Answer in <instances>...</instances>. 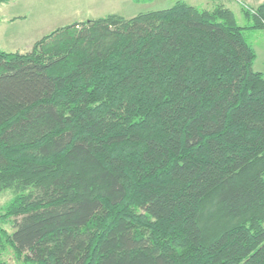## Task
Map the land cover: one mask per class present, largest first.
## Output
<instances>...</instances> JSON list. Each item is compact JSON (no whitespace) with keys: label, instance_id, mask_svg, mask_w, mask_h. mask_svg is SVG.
<instances>
[{"label":"trees","instance_id":"1","mask_svg":"<svg viewBox=\"0 0 264 264\" xmlns=\"http://www.w3.org/2000/svg\"><path fill=\"white\" fill-rule=\"evenodd\" d=\"M208 1L0 50V247L18 262L264 264V0L244 27Z\"/></svg>","mask_w":264,"mask_h":264},{"label":"rangeland","instance_id":"2","mask_svg":"<svg viewBox=\"0 0 264 264\" xmlns=\"http://www.w3.org/2000/svg\"><path fill=\"white\" fill-rule=\"evenodd\" d=\"M177 1L192 3L188 0H153L145 4H135L131 0H8L0 4V50L26 53L43 36L74 22H86L108 14L134 17L145 12L165 10ZM243 4L240 0H226V6L233 11L240 27L247 22L234 5L240 9ZM192 5L200 9L213 7L208 0H196ZM12 198L10 191L0 194V217ZM0 230L11 234V220L0 218ZM0 264L21 263L15 259L12 250L4 246L0 247Z\"/></svg>","mask_w":264,"mask_h":264},{"label":"crops","instance_id":"3","mask_svg":"<svg viewBox=\"0 0 264 264\" xmlns=\"http://www.w3.org/2000/svg\"><path fill=\"white\" fill-rule=\"evenodd\" d=\"M188 1L194 3V1L196 0H188ZM240 1L253 9L258 8L263 3V0H240ZM192 3L190 4L188 2L187 4L193 6ZM234 6H236V8H238V10L241 12V10L239 9V7H237V5ZM130 18L133 17H129L126 19H130ZM248 38L250 39V42L253 45L254 50L256 52V59L253 64V70L255 72L261 73L264 76V30L251 31L248 34Z\"/></svg>","mask_w":264,"mask_h":264}]
</instances>
